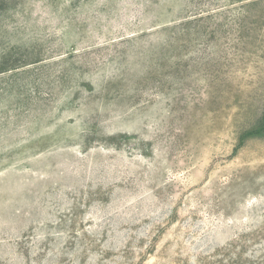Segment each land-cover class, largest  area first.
Masks as SVG:
<instances>
[{"label": "rangeland", "instance_id": "rangeland-1", "mask_svg": "<svg viewBox=\"0 0 264 264\" xmlns=\"http://www.w3.org/2000/svg\"><path fill=\"white\" fill-rule=\"evenodd\" d=\"M0 264H264V0H0Z\"/></svg>", "mask_w": 264, "mask_h": 264}]
</instances>
